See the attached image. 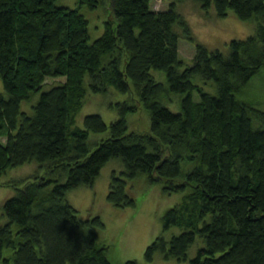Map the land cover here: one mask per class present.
<instances>
[{
  "label": "trees",
  "instance_id": "1",
  "mask_svg": "<svg viewBox=\"0 0 264 264\" xmlns=\"http://www.w3.org/2000/svg\"><path fill=\"white\" fill-rule=\"evenodd\" d=\"M105 1L0 0V172L32 158L43 169L19 178L1 203L0 264H145L112 261L110 244L98 237L100 215L80 217L66 199L69 188L92 183L111 156L122 162L110 173L112 203L134 204L129 181L140 172L179 191L161 212L145 259L159 251L187 264H264V109L238 96L264 66V0H198L203 8L212 2L219 15L231 8L255 20L225 51L194 39L177 0L164 8L150 0ZM83 3L107 7L94 37ZM179 36L193 41L190 62L178 56ZM150 68L161 69L164 81ZM49 75L65 77L39 91ZM109 85L128 93L111 103L117 116L107 124L91 111L78 124L87 89ZM173 92L176 110L163 102ZM138 104L148 128L127 129L125 114ZM106 128L107 135L89 140L90 130ZM196 235L202 243L187 256Z\"/></svg>",
  "mask_w": 264,
  "mask_h": 264
},
{
  "label": "rangeland",
  "instance_id": "2",
  "mask_svg": "<svg viewBox=\"0 0 264 264\" xmlns=\"http://www.w3.org/2000/svg\"><path fill=\"white\" fill-rule=\"evenodd\" d=\"M168 1L150 0L149 4L152 8H164ZM106 2L107 0L105 4ZM56 3L73 6L77 4V0H56ZM78 7L89 19L90 37L100 34L103 30V18L107 7L91 8L85 3ZM175 8L187 21L194 39L202 42L207 48H218L225 51L227 40L230 37H243L252 32L255 27L254 19L238 17L231 8H227L222 15L217 14L212 2L203 8L198 0H177ZM193 50V41L178 37L177 51L183 63L190 62ZM150 72L156 79L164 81V73L161 69L150 68ZM64 77V75L47 76L39 91L64 79ZM205 86L207 89H211L208 84ZM0 89H2L1 79ZM39 91L34 93L33 100L36 99ZM173 94L175 95L173 100H163V102L170 109L176 110L178 108L177 93L173 92ZM192 95L197 98L196 91H193ZM238 96L252 105L264 109V66L250 76L247 85L238 93ZM127 98V92H121L113 85H109L106 90L94 91L88 88L76 114V121L78 124H82V117L85 113L96 111L108 124L111 119L117 116V109L111 103ZM21 106L31 110L30 101L22 100ZM125 118L127 129L143 130L148 128V112L140 104L134 111L126 112ZM107 134L108 128L102 131L90 130L88 137L89 140H93ZM121 166L120 157L111 156L101 165L92 183H80L69 188L66 191V199L77 208L80 217L94 213L100 215L104 226L97 230L98 237L110 244L107 254L112 261L120 262L125 258H134L145 264H187V260H179L173 256L164 257L159 251H155L148 260L143 255L146 243L160 231L161 212L178 198L179 191L167 190L162 187L161 180L147 179L145 173L140 172L130 181L128 180L134 204H114L106 196L108 183L111 170L114 168L119 171ZM39 172H43V169L35 158L8 166L1 171L0 206L5 197L16 191V182L19 178L24 181V178H31ZM201 243V238L196 235L194 241L187 248V256L192 255L196 246ZM64 264H69V262Z\"/></svg>",
  "mask_w": 264,
  "mask_h": 264
}]
</instances>
